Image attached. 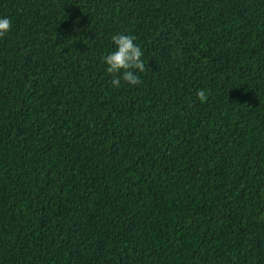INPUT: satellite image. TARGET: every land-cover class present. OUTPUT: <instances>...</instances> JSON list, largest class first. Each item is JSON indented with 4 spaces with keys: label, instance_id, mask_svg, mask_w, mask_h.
<instances>
[{
    "label": "trees",
    "instance_id": "1",
    "mask_svg": "<svg viewBox=\"0 0 264 264\" xmlns=\"http://www.w3.org/2000/svg\"><path fill=\"white\" fill-rule=\"evenodd\" d=\"M0 17V264H264V0ZM117 34L144 53L137 86L106 72Z\"/></svg>",
    "mask_w": 264,
    "mask_h": 264
},
{
    "label": "clouds",
    "instance_id": "2",
    "mask_svg": "<svg viewBox=\"0 0 264 264\" xmlns=\"http://www.w3.org/2000/svg\"><path fill=\"white\" fill-rule=\"evenodd\" d=\"M12 27V21L8 17H0V39H4L12 31ZM135 41L136 37L132 35L112 36L115 49L103 57V62L107 65V74L112 77L113 88H119L122 80L131 86L142 83L139 73L147 69L143 61L144 53ZM196 95L201 103H206L209 99L204 89H199Z\"/></svg>",
    "mask_w": 264,
    "mask_h": 264
}]
</instances>
